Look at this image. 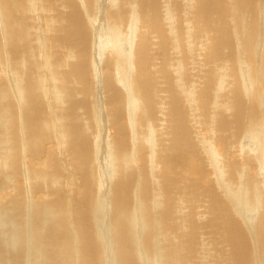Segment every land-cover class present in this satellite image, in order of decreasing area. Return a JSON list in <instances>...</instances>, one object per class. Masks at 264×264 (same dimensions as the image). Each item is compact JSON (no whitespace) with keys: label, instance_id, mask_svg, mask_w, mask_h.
Wrapping results in <instances>:
<instances>
[{"label":"bare ground","instance_id":"bare-ground-1","mask_svg":"<svg viewBox=\"0 0 264 264\" xmlns=\"http://www.w3.org/2000/svg\"><path fill=\"white\" fill-rule=\"evenodd\" d=\"M79 2L0 0V264H264V0Z\"/></svg>","mask_w":264,"mask_h":264},{"label":"rangeland","instance_id":"rangeland-1","mask_svg":"<svg viewBox=\"0 0 264 264\" xmlns=\"http://www.w3.org/2000/svg\"><path fill=\"white\" fill-rule=\"evenodd\" d=\"M81 1V0H80ZM78 2H79V0H78ZM80 3V2H79ZM81 8H82V10H83V12L85 13V6H81ZM178 16L181 18V14L180 13H178ZM98 31H99V33L101 34V36H102V39L103 40H106L107 39V35H106V32H105V30H103L101 27H98ZM183 48V47H182ZM96 52L95 51H93V56L91 55V59H92V63H93V65L95 66L94 68L96 69V71H97V73L95 72V75H96V77L97 78H99V77H101V75H103V74H105V73H107V72H109V69L108 68H110V67H108V66H105L104 64V61L102 60V61H100V60H98L97 61V58H96V54H95ZM182 53L183 54H181V56L182 55H184V56H182V57H180V56H177L176 57V59H175V61L173 62V64H174V67L175 68H189V61H187L186 60V57H185V50H184V48L182 49ZM157 55H158V58H157V62H155L156 64L158 63V65L159 66H161L162 65V63H161V58H162V56L160 55V53H156ZM76 56H72V55H70V54H65V60L67 61V62H69V63H71V62H75L76 61ZM185 58V59H184ZM96 59V60H95ZM184 59V60H183ZM211 61H214L215 59H210ZM181 61V62H180ZM177 62H179V63H177ZM185 63V64H184ZM189 63V64H188ZM181 66V67H180ZM185 66V67H184ZM240 67V65H238V67L237 68H239ZM227 68V67H226ZM231 70H230V74L234 71V64H232L230 67H229ZM108 69V70H107ZM185 69H184V71H185ZM190 69V68H189ZM107 70V71H106ZM160 70V69H159ZM176 70H178V69H176ZM189 71V70H188ZM100 72V73H99ZM239 72L240 71H238V73H237V75L239 74ZM235 75H236V73H235ZM236 75V76H237ZM99 76V77H98ZM195 84H196V87L199 89V84H198V82L197 81H195ZM186 85H187V83L185 84V87H186ZM191 112V114H190V116L192 115V116H194V118H195V120H194V118H192L191 119V121H192V124H193V126L197 123V121L198 122H200V120L198 119L199 118V114H196L195 113V111H190ZM195 114V115H194ZM197 120V121H196ZM195 121V122H194ZM160 127H161V125H160ZM196 127H197V124H196ZM195 127V128H196ZM160 129V128H159ZM110 133H112V135L114 134V132H113V130H111L110 131ZM203 135H207L206 134V132H204L203 133ZM207 240H210V238L209 239H207ZM142 253V250L141 249H138V256L141 258V253ZM110 258H111V253H110Z\"/></svg>","mask_w":264,"mask_h":264}]
</instances>
